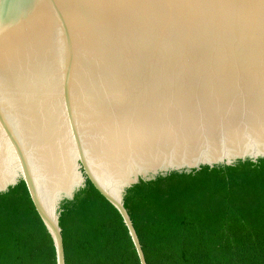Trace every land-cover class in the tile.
Instances as JSON below:
<instances>
[{"label":"water","instance_id":"obj_1","mask_svg":"<svg viewBox=\"0 0 264 264\" xmlns=\"http://www.w3.org/2000/svg\"><path fill=\"white\" fill-rule=\"evenodd\" d=\"M264 157V0H0V191L60 217L89 178L120 211L141 178Z\"/></svg>","mask_w":264,"mask_h":264},{"label":"trees","instance_id":"obj_2","mask_svg":"<svg viewBox=\"0 0 264 264\" xmlns=\"http://www.w3.org/2000/svg\"><path fill=\"white\" fill-rule=\"evenodd\" d=\"M125 207L147 264H264V157L141 178ZM60 224L66 264H141L122 214L89 178ZM0 264H58L25 180L0 191Z\"/></svg>","mask_w":264,"mask_h":264}]
</instances>
